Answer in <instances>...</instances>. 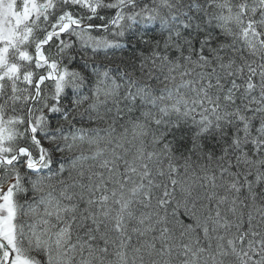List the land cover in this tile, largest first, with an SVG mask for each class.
<instances>
[{
  "label": "snow or ice",
  "instance_id": "snow-or-ice-1",
  "mask_svg": "<svg viewBox=\"0 0 264 264\" xmlns=\"http://www.w3.org/2000/svg\"><path fill=\"white\" fill-rule=\"evenodd\" d=\"M0 264H264V0H0Z\"/></svg>",
  "mask_w": 264,
  "mask_h": 264
}]
</instances>
